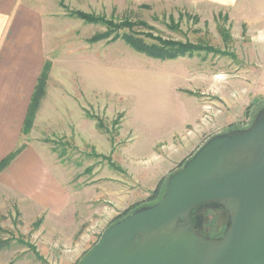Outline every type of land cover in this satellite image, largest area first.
Masks as SVG:
<instances>
[{"label":"rangeland","instance_id":"374dc122","mask_svg":"<svg viewBox=\"0 0 264 264\" xmlns=\"http://www.w3.org/2000/svg\"><path fill=\"white\" fill-rule=\"evenodd\" d=\"M47 1L53 12L52 30L47 41L50 69L45 94L40 98V92L38 101L32 106L33 118L40 109L37 120L33 121L34 126L29 134L23 136V140L50 148L54 152V167L60 177L76 190L84 192V189L92 188L93 191L88 193L87 201L80 204L79 211H83L84 215L81 216L80 212L76 220L70 222L73 224L75 221L74 226L69 225L70 228L77 226L74 233L69 235L70 232L65 230V234L54 239L58 243L55 252L46 245L49 235L46 233L42 238L34 233L36 227L33 223L12 227L13 223L6 221L0 236L3 240L2 236L9 235L4 230H11L27 242V245L14 242L16 253L24 258L20 264H80L120 215L126 212L127 216L139 207L155 204L165 195L170 175L154 185L139 201L114 217L109 216V210L117 204L113 189L122 188L111 177L127 174L123 172L124 159L143 164L144 168H150L155 160L149 152L150 148L142 145L144 137L140 134L133 141V144L136 143L134 153L130 156L126 154L128 148L125 144L128 143L125 138L133 133L128 135V130L137 127L141 130L139 125L145 127L154 121L164 125V122H158L163 116L157 114L165 98L173 99L169 110L174 120L182 116L179 93L202 97V116L206 113L204 103L220 109L208 123H202L200 119L194 130L180 132L177 140L180 142L195 132L203 137L216 127H220L218 133L247 128L264 110V0L198 4L195 8L185 2L117 5L95 0H66L60 7L58 0L57 6L53 0ZM70 10H82L113 22L128 19L135 26L132 29L122 28L119 33H132L150 43L157 42L153 36H161L202 43L213 47L214 51L203 49L194 55L162 59L133 49L122 37L112 40L114 35H111L91 41L94 36L108 31L107 24L69 16ZM209 78L216 82L213 88L209 87L211 84L208 88L203 83ZM121 79L124 80L122 85ZM202 91L207 92L204 94ZM228 97L237 99L233 110L225 102ZM84 111L99 116L104 122V129H100L97 119L91 117L86 126L73 131L71 136L72 116ZM226 115L231 117L227 125L220 121ZM116 119L118 122H115ZM193 147V143L187 142L173 147L176 153L174 162L181 161L179 168L189 159L184 158L197 151L192 154ZM147 176L142 173L138 178L146 177L154 182ZM125 178L129 186H134V182L148 185L145 184L147 179ZM101 187L104 193L100 195L97 190ZM129 190L132 192L131 188ZM223 203L226 207L222 203L202 206L194 211L192 219L186 215L182 223L190 222L188 228H191L192 234L219 247L231 220V210L225 201ZM33 248L42 251V256L40 253L37 255Z\"/></svg>","mask_w":264,"mask_h":264},{"label":"crops","instance_id":"0c3cea01","mask_svg":"<svg viewBox=\"0 0 264 264\" xmlns=\"http://www.w3.org/2000/svg\"><path fill=\"white\" fill-rule=\"evenodd\" d=\"M53 1L57 6L56 0ZM85 1L92 2V0H78V2ZM95 1L117 5L146 2H185L190 3L195 8L198 4L249 3L253 0ZM58 6H62L60 0H58ZM51 12L52 10L47 0H0V162L8 158L20 147V151L0 171V228L4 227L6 221H8L7 223H13L12 227L20 226L21 223H24L23 225L26 226V224L33 223L35 225L39 222L36 229H33V232L42 238L47 233L49 239L45 240V242H48L46 245L50 250L55 252L58 250V243L54 239L58 238L62 233L65 234V230L70 232L69 235L74 233L77 226L73 227L74 229L70 228L69 225L74 226L75 221L73 224L70 222L71 220H76L78 213L81 212V216L84 215L83 211H79L81 208L80 204H84L87 201L89 198L88 193L93 190L92 188L86 191L84 189V192L76 190V187L64 181L58 174L54 167V163H56V159L53 158L52 154L54 152L50 148H47L44 144L37 145L33 141L23 140V136L29 134L32 126H34L32 124L29 131L26 132V122L30 116L38 80L48 62L47 41L53 22ZM200 77L202 79V76ZM123 81L121 79V85ZM203 83L207 87L211 84L210 88L216 85L215 80L211 81L210 78L205 81L203 80ZM116 92L119 93L118 90ZM206 92L202 91L204 94ZM178 95L180 96L179 100L183 108L182 116L179 120H174L173 114L169 110L170 106L172 108L173 99L165 98L164 105L157 114L163 116L158 122H164V125L155 121L145 127L139 125L141 130H138V127L137 129L131 128L128 130V135L133 132L132 135L130 137L126 136L127 138L124 137L125 142L128 143L125 144L126 146L124 145L126 149L128 148L126 154L130 156L132 152L134 153L136 143L133 144V141L138 139V135L140 134V136L144 137L142 145L150 148L151 151L149 152L155 160L150 168H144L143 164L124 159L123 172L127 174L121 177H111L122 188L115 187L113 189L116 192L114 197L117 204L115 208L109 210V216L114 217L129 205L139 201L154 188V185L156 186L161 180L166 179L179 168L181 161L174 162L176 158V153L173 150L174 146L183 145L186 142L193 143L195 147L194 151L192 150L193 154L207 141L209 136L220 131V127H216L208 131L203 137L198 136L195 132V134H189L183 138L181 142L177 141L180 132L183 133V131L186 132V130H194L196 128L202 116L204 102L202 97L199 98L190 94L186 95L185 92ZM236 100L228 97L225 99V102L233 110L237 105ZM38 112H40V109ZM38 112L33 118L34 123L37 120ZM229 112L228 114H230ZM91 114L95 113L91 112ZM79 115L80 117L78 118ZM72 117H74L75 121L71 118L69 130L71 136L73 131L81 130L82 126H86L89 120H91L86 111L82 114L80 112L78 115L74 114ZM230 118L226 115L220 121L227 125ZM200 134L204 135V133ZM190 157L191 155L183 160H187ZM142 173L148 174L147 177H151L154 182L151 179L143 177L142 179H147V182L144 180L145 184L148 183L147 186H142L135 182L134 186L126 184L125 176L134 180L141 179L138 177ZM130 188L132 192H130ZM102 190V187L97 190L98 192L100 191V195L104 193ZM95 199H99V197ZM105 211L107 212V210ZM62 229L63 232L61 231ZM1 232H3V229L0 230ZM4 233H8L9 235L8 237L2 236L3 240L0 236V245H2L0 246V264H20L24 258L22 255L16 253L17 249L14 242H20L21 238L12 233L11 230H4ZM7 242L11 243L5 245ZM24 244L27 245V242ZM35 250L40 255L43 254L37 248Z\"/></svg>","mask_w":264,"mask_h":264},{"label":"water","instance_id":"95a60500","mask_svg":"<svg viewBox=\"0 0 264 264\" xmlns=\"http://www.w3.org/2000/svg\"><path fill=\"white\" fill-rule=\"evenodd\" d=\"M222 200L231 220L217 247L182 222ZM80 264H264V110L249 127L210 137L160 201L111 224Z\"/></svg>","mask_w":264,"mask_h":264},{"label":"trees","instance_id":"16d2710c","mask_svg":"<svg viewBox=\"0 0 264 264\" xmlns=\"http://www.w3.org/2000/svg\"><path fill=\"white\" fill-rule=\"evenodd\" d=\"M60 3H61V5H64L63 0H60ZM68 15L82 18L88 22L101 21V22L107 24L108 31L105 33H100V34L94 36L93 38L90 39L91 41H96V40L101 39V38L110 37L111 35H114L111 38L112 40H115L119 37H122L133 49H135L139 52L146 53V54H148L152 57H155V58L168 59V58H176V57L183 56V55H194L203 49H207V51H214L213 47L208 46V45H203L202 43L201 44L200 43H192L190 41H182V40H176V39H171V38H163L161 36H153V38L156 39L157 42L150 43V42H147L145 39H143L137 35H133L132 33H122V34L119 33V30L122 28L129 27L130 29H132L133 26H135V23L129 21L128 19H126L122 22H113L112 20H108L104 17H100V16H97V15H94L91 13H86L82 10H70L68 12ZM144 25H146V23H144ZM148 35H152V34H148ZM49 69H50V62L48 61L46 63V67L44 69V72L41 74V76L38 80V84L36 87V92H35V95L33 98L32 106H33L35 101L36 102L38 101V94L40 92H42L40 95V98H41V96H43L45 94L44 87L46 85L47 72L49 71ZM32 106H31V108H32ZM87 115L89 117L97 119L98 127L100 129H104V122L99 116H97L96 114H90V112H87ZM115 122H118V119H116ZM32 123H33V116H31V112H30V116L28 117V120L26 122V127H25L26 132L29 131L30 127L32 126ZM19 151H20V147L18 149H16V151H14L8 158H6L2 162H0V171L10 162V160ZM126 214L127 213L125 212L123 215H120L116 220L122 218ZM38 224H39V222H37L35 224V227H37ZM0 230H1V228H0ZM20 242L26 243V242H24L23 239H20ZM0 246H2V245H0ZM29 247H31V246H29ZM33 250H35V248H33ZM36 253H37V255L39 254L37 251H36Z\"/></svg>","mask_w":264,"mask_h":264},{"label":"built area","instance_id":"2783aa9c","mask_svg":"<svg viewBox=\"0 0 264 264\" xmlns=\"http://www.w3.org/2000/svg\"><path fill=\"white\" fill-rule=\"evenodd\" d=\"M204 103V109H206V113L203 114V116L201 117V122L202 123H208L209 120H211V116H215L217 112H220V109H218L216 106ZM215 120V118H213V121Z\"/></svg>","mask_w":264,"mask_h":264}]
</instances>
